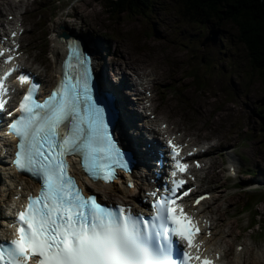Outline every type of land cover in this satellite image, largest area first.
I'll return each mask as SVG.
<instances>
[{
  "label": "rangeland",
  "instance_id": "obj_1",
  "mask_svg": "<svg viewBox=\"0 0 264 264\" xmlns=\"http://www.w3.org/2000/svg\"><path fill=\"white\" fill-rule=\"evenodd\" d=\"M104 2L20 0L11 3V9L0 5V22L11 16L23 21V49L27 59L39 63L40 77L46 84L54 78L49 76L48 63L54 60L51 47L56 32H75L82 35L86 43L95 40L99 53L100 46L103 47L98 42L100 37L110 36L111 40L121 37L111 45V49L117 46L114 60L122 71L125 73L134 67L136 71L148 72L149 77L153 74L158 77L150 82L148 86L151 88L145 95L152 97L151 106L155 104L160 114L155 112L143 118L156 120L158 126L168 124L170 128L183 129L198 141L217 143V147L207 151L204 160L209 166L200 177L202 186L210 192L204 206L213 218L215 238L219 241L226 238L222 241L226 260L229 263L232 260V264H264L257 253L258 247H264V242L256 244L248 237L250 232L246 231V225L250 215L240 213L244 200L263 197L253 207L252 215H257L260 220L258 229L264 231V184L252 185L258 188L251 194L237 193L233 185L238 179L256 180L254 176L244 175L249 169H254L264 179V126L261 119L264 73L251 67L247 50L237 40L236 27L228 19L218 16L195 23V20L173 11L176 0H140L139 3L144 5L140 13H123L117 19L108 15ZM181 20L186 25H180L178 22ZM85 23H91L97 31L91 32ZM153 23L157 33L148 32ZM210 29L215 31L209 32ZM208 34L212 42L203 40ZM109 47L106 42L104 49ZM111 57V53L102 57L107 82L118 84L121 73L109 64ZM190 74L201 78L198 86L202 89L196 88ZM120 81L125 80L121 78ZM124 96L131 102L126 105L127 115L129 112L139 115L126 89ZM145 120H135L128 131L137 137V128ZM259 154L261 156L255 161ZM229 156H234L238 163V174L234 177L227 171ZM239 170L243 175L238 176ZM111 193L118 198L113 194L117 191L112 190ZM229 200L234 203H229ZM3 205L4 201H0V209ZM227 232H232V235ZM254 233L264 237L262 232L254 230ZM236 245L244 250L240 261L233 257Z\"/></svg>",
  "mask_w": 264,
  "mask_h": 264
},
{
  "label": "snow or ice",
  "instance_id": "obj_2",
  "mask_svg": "<svg viewBox=\"0 0 264 264\" xmlns=\"http://www.w3.org/2000/svg\"><path fill=\"white\" fill-rule=\"evenodd\" d=\"M70 50L76 55L79 46L73 43ZM79 64L82 71L73 80L65 72L42 102L34 99L32 85L17 109L20 116L8 125L18 138L13 163L37 178L41 188L17 213L16 238L0 242V264H189L187 251L182 260L173 258V238L191 248L198 232L176 203L175 193L184 181L173 179L172 195L157 199L146 219L123 206L102 205L94 194L84 196L68 174L65 157L75 154L82 157L81 166L93 181L110 182L115 178L113 165L126 167L108 132L105 110L93 100L90 61L80 56ZM11 71L0 76V93L7 91L4 80ZM18 79L24 83L28 77ZM172 159L175 177L187 167L178 159L177 146H172ZM200 264L212 261L203 259Z\"/></svg>",
  "mask_w": 264,
  "mask_h": 264
},
{
  "label": "bare ground",
  "instance_id": "obj_3",
  "mask_svg": "<svg viewBox=\"0 0 264 264\" xmlns=\"http://www.w3.org/2000/svg\"><path fill=\"white\" fill-rule=\"evenodd\" d=\"M0 5H5L4 0H0ZM6 5H7L8 8H11V6L8 3ZM6 5H5V7H6ZM85 24H86V28L88 30H90L91 32L95 33L97 31V28L95 26H93L91 23H85ZM11 29L12 30H16V34H15L14 37H12V39L15 40V41H17L19 38L21 39V37L18 34V31L22 29V26L20 24H18V25H16V27H14V24H12L11 25ZM119 31H121V30L119 29ZM59 35H60V32H56V35L54 36V39H53L54 40V45L51 47V53L54 56V60H53V62L48 63V66L50 68V73H49V76L50 77H53L54 73L56 72V69H57V67L59 65V62H60L61 56H62V54H60V53H61V50L64 49L63 48V45H65V43L64 44H61L60 43V41H59ZM74 35L77 36L78 34H74ZM120 39L121 38H119L117 40H120ZM98 40H99L98 42L101 43V45H102V42H100L101 40L100 39H98ZM163 41H167V39H164ZM106 42L109 43L110 45L112 43V41H110V40H107ZM90 45L93 48L95 57L97 59V62L100 65V69H101L100 78L105 79L106 78V74H105L104 69H106V65L104 64V68H103V64L100 61V56L101 55L99 53V50L97 49V42L95 40L94 41H91L90 42ZM100 47L102 48V46H100ZM116 50H117V46L115 47L114 50H111L110 47L107 49V51H112V54H113V57H112V61L111 62L114 65H116V69L117 70H122L118 66L117 62L114 60V56L116 55ZM7 55H8V52H4L3 55H0V65L4 64L3 61H1V60L3 59L4 56H7ZM132 70L134 72H137L134 67L132 68ZM121 73H122V71H121ZM142 75L144 76L145 75V72H143ZM121 78H123V80H125V81H120L118 86H112V88L114 89V95L116 97V100L120 104V114H122L124 116L125 121H126L127 115H124L125 112H126L125 111L126 110L125 106L127 104H130V102L128 101V99L126 97L123 96L122 88H124L126 86V83H127L126 82V79H128V78H127V75H125L124 73L122 74V77ZM151 78L155 79V78H158V77L156 76V74H153V77H151ZM134 106H136V105H134ZM128 108L130 109V105H129ZM135 110H137L136 107H135ZM129 113H131L130 115L131 116H134L137 121H140L141 122V119H139L140 116L137 115L136 112H129ZM4 128H5V123L3 122V120L0 119V132ZM115 132L119 135L120 140H122L124 143L127 144V146H128L129 149H130V145H134V146H136L139 149V152H136L135 153V158L140 163L143 162V161H146V160L149 163H151V160L148 159V155L151 154V153L154 154L155 152L146 153L145 152L146 150H144V149H147V147L144 148V149L141 148L140 144H143V141H144V136L142 135V132L140 133L139 137H135V138L129 136L128 133H126L125 131H120L119 128H117L115 130ZM175 132L177 134H179V136H182L184 138V141H185V143L187 145H191L192 143H194L192 145H195L196 143H199L197 140H193L192 138H190L191 136H188V134H184V133L180 132V130H178V129H176ZM133 155H134V153H133ZM161 156H162V154H161ZM196 156H201V155H196ZM191 158H193V157H189V159H191ZM228 161L230 162V167H231L232 174H236L237 173V166H236V164H235V162L233 160V157L232 156L228 157ZM209 162H212V164H213V161H211V158H210ZM203 164H205V162H203ZM153 165L155 166L154 163H153ZM153 165H152V167L154 168ZM192 167H194V166H191V165L188 166V168H192ZM3 169L5 170V173H8V175H9V180H10L9 181V184L10 185H13L16 181H19L20 180L19 179L20 178L19 174L15 173V172H12L10 170H7V169H9V167H8L7 164H4V168ZM159 169H160V171H163L164 168H159ZM134 175H136V172H134ZM79 176H80L79 177L80 182L84 184L85 183V179L82 178V176L80 174H79ZM23 177H25V176H23ZM25 178H27V177H25ZM146 178L147 177H143L142 180H144ZM125 180L122 183H125ZM27 183L32 184L35 187L38 186V183L37 182H34V181L30 180V179H28L27 181H23V184L25 186H26ZM90 185H91V187L100 188L102 190V193L103 194L106 193V192L110 194V192L113 190V188H115V186L113 184H111V185L110 184L109 185H104L101 182H96L95 184H90ZM141 186H142L141 183L136 180V185H135V188L134 189L128 190L127 187H126V185L122 186V184H121V187L118 190V192H119V194H122V196L126 197V199H125L126 201H130L132 199L131 194H134L136 196V192H137V190L139 188H141ZM85 188L87 189V187H85ZM3 191H5V190H0V195L3 194ZM119 194H117V196L118 197H121ZM192 197H193V195H191V194L188 195V196H186L184 198V200L179 205L182 206L184 204H187L189 208L193 207V209L195 210V212L200 217H206V214L204 213V210H203V206L201 204V200L198 201V202H196V203H193V201H192L193 198ZM202 202H204V201L202 200ZM229 203H232V201L229 200ZM262 212L264 213V208H262ZM212 227L213 226H207L206 227L208 234H211V235L209 237H207V238H203L201 245L204 247V249L206 251L213 252V253H217L218 254V258H220L222 256L221 254L224 255V248H223V245L221 243H222V241L224 242V240H226V238L223 237L222 238V241H219L218 242L219 239L214 237L212 231L210 232V229ZM227 233H228V235H232V232H227ZM257 253L262 254V257H263L264 256V248L258 247ZM223 258H224V256H223ZM224 261H225V259H224ZM232 263H233V261L231 260V264Z\"/></svg>",
  "mask_w": 264,
  "mask_h": 264
},
{
  "label": "trees",
  "instance_id": "obj_4",
  "mask_svg": "<svg viewBox=\"0 0 264 264\" xmlns=\"http://www.w3.org/2000/svg\"><path fill=\"white\" fill-rule=\"evenodd\" d=\"M139 1L105 0L104 8L112 19H117L123 13H140L144 5ZM178 2L181 6L180 12L189 13L195 23L210 16L228 19L236 27L237 40L247 50L251 67L264 73V0H178ZM261 116L264 126V110ZM262 198H250L243 209L251 212Z\"/></svg>",
  "mask_w": 264,
  "mask_h": 264
},
{
  "label": "water",
  "instance_id": "obj_5",
  "mask_svg": "<svg viewBox=\"0 0 264 264\" xmlns=\"http://www.w3.org/2000/svg\"><path fill=\"white\" fill-rule=\"evenodd\" d=\"M62 36H63L64 38H66V37L68 36V34H66V33H62Z\"/></svg>",
  "mask_w": 264,
  "mask_h": 264
}]
</instances>
